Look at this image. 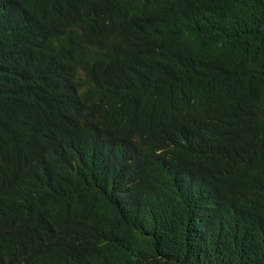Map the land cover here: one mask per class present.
I'll use <instances>...</instances> for the list:
<instances>
[{
    "label": "trees",
    "instance_id": "obj_1",
    "mask_svg": "<svg viewBox=\"0 0 264 264\" xmlns=\"http://www.w3.org/2000/svg\"><path fill=\"white\" fill-rule=\"evenodd\" d=\"M0 264H264V0H0Z\"/></svg>",
    "mask_w": 264,
    "mask_h": 264
}]
</instances>
